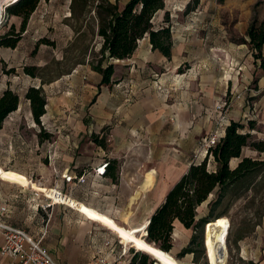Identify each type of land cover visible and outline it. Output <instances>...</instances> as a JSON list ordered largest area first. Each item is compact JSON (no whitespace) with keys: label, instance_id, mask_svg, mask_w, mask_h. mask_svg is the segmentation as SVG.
Masks as SVG:
<instances>
[{"label":"rangeland","instance_id":"374dc122","mask_svg":"<svg viewBox=\"0 0 264 264\" xmlns=\"http://www.w3.org/2000/svg\"><path fill=\"white\" fill-rule=\"evenodd\" d=\"M85 1L84 4V0H75V3L73 0H41L30 15L25 31L21 34L16 47L14 49L0 47V96L5 89H10L19 98L17 110L4 120L0 128V172L6 174L4 177L0 175V187L12 192L21 189L27 193L28 189H33L42 193L38 194L37 198H39L38 201H41L42 207L41 205L40 207L45 213L28 214L31 221L29 226L36 233L40 228V220L44 219V224H48L51 216L54 215L52 213L54 206L52 205H64L47 198L48 190L57 194V191L52 189V186L56 184L57 177L54 172L48 169V166L50 162L60 165L62 151L67 152L69 147L77 146L79 149L82 148L88 159L95 158L96 151L100 155L104 153L113 157L129 159L127 165L130 170L127 173L134 180L133 184L125 189L134 193L138 188L140 177V174L135 170L146 171L154 168L161 163L158 161L160 159L157 158V155L161 156L172 151L177 133L173 129L172 123L177 117L175 119V115L166 113L162 116L161 122L156 125L154 120L149 119L127 120L125 115L130 111L126 110H134L137 113L138 105L147 101L153 110L156 106L171 109L176 103L177 108L188 111L192 108L191 105H188L190 97L198 98L201 101L208 97V92L213 95V98L215 94L219 93L218 89L211 85H208V90L204 92L200 90V85L204 83V76H212L214 83L218 78H221L222 81L228 79L231 81L240 77L247 57L251 56L254 59L249 44L242 43V40L247 39L245 37L246 29L236 26L231 16L227 20L223 19V22H226L223 27L214 24L210 26V23L206 21L200 24L198 22L196 27L187 26L186 29H192L194 32L192 31L193 34L181 43L183 45L180 54L182 63L179 68L174 69L171 67L172 63L167 62H164L160 67L150 63L146 65L132 63L131 66L117 64L114 79L122 78L128 83L129 93L133 95L134 92H131L133 89L138 93L134 94L135 97L132 96L133 100L136 98V103H133V100L125 102L124 98H120L118 109L121 108V111L118 112V109L115 111V109H110L108 104L97 101L99 94L107 95L108 89L112 86L97 85L93 90L97 92L95 96L84 92L83 88L79 87L80 85L77 87L76 94L72 93L70 87V83H72L70 75L75 69L80 71L77 74L79 84L86 85L93 82V74L89 72L92 66L98 62L103 67L108 64L100 58L102 40L97 35L98 15L95 12L97 1ZM216 1L223 5L224 2L228 3L232 0ZM14 2L2 5L0 36L9 32L11 26L14 27L15 32L20 30L21 18L7 12V8ZM183 2L185 0H170L168 7L172 9L176 5L175 7L180 8ZM190 2H194V0ZM191 5L193 6L194 3ZM171 15L175 17L173 12ZM162 16L163 14L159 12L154 18V23L162 19ZM170 17L168 15V20ZM39 41L43 42L37 45ZM178 44V42H174L172 51L178 47ZM132 59V56L128 58L129 61ZM125 62L128 64L127 60ZM26 67H33L34 73L38 77L33 78L27 75L24 72ZM190 69H193L195 75L191 80V85L187 81H176L177 75L186 73ZM83 76L85 78H82ZM30 87H40L46 99V113L40 118L39 124L33 121L29 102L25 99V93ZM231 91L232 89L224 98L227 104L232 96ZM110 110H113V116L109 117L104 114ZM202 124L204 123L201 117L198 121L197 131L200 139L208 134L207 132L202 133L205 131L202 130ZM156 126L158 132L153 134L151 130H156ZM91 135H97L101 139L102 150H97L96 145L91 141ZM243 150L246 153L247 148ZM259 159L264 160L261 156ZM190 163L192 164V157ZM235 163V159L231 160L230 167L233 168ZM161 164L171 167L180 163L163 162ZM213 168L214 163L210 158L208 169ZM154 174L155 171L146 188L137 190V196L128 209L131 211L130 213H113L118 223L123 224L139 237L142 235L143 227L152 214V210L159 204L150 198L152 192L157 189V186L152 187ZM257 181L256 191L245 192L238 199H233L232 194L229 193L220 204L210 208L209 204L216 199L217 194L214 193L197 209L198 219L210 213L212 218L219 213H225L222 217H226L229 224L224 239L227 252L225 264H246L238 257L237 244L240 241H251L254 238L256 243L261 246L264 244V215L259 218L264 211V169L259 174ZM148 190L150 191L145 194V199H142V196L139 197L141 192ZM101 192L92 190L88 196L89 200H93L97 206L105 209L108 208V205L115 206L113 208L116 211L124 208L125 203L117 201L114 194L110 193L109 201ZM45 204H50L52 208H43ZM254 222H259V225L254 228V232L258 231L255 236L252 235V232H248ZM93 225L96 226V224ZM240 233L244 237L238 240L237 237ZM199 236L200 243L195 246V256L192 254L185 255L180 259L175 258L177 262L183 263L182 261L191 259L193 256V260L189 261L191 264H208L205 255L204 229L202 233H199ZM119 242L121 243V241ZM121 244V250L126 248V254L122 259L130 260L132 264L134 255L139 251L127 244ZM194 257L196 258L194 259ZM148 261V264H157L149 256ZM137 263L138 261L135 264Z\"/></svg>","mask_w":264,"mask_h":264},{"label":"crops","instance_id":"0c3cea01","mask_svg":"<svg viewBox=\"0 0 264 264\" xmlns=\"http://www.w3.org/2000/svg\"><path fill=\"white\" fill-rule=\"evenodd\" d=\"M107 1L116 5L118 9L121 10L129 0ZM190 1L185 0V2L180 5V8L175 7V5L170 9L168 7L170 0H164L165 8L164 10L159 11L163 14L162 19H159L157 23H154L153 21L156 27H159L160 25L167 26V24H169L173 45L174 42L179 43L178 47L174 48V51L171 50L170 58L167 59L159 51L152 50L149 39L145 36L138 42L137 49L133 53V59L131 61L124 59L110 60L108 62V64H112L115 67L113 72L114 76L112 75L113 78L111 77L112 81L108 84L112 87L108 89L107 95L104 93L99 94L97 99L98 103L108 104L110 109H115V111H117L120 107L118 106L120 105V102H118L120 101V98H124L125 102H130L133 100L132 96L135 97V95H137L138 92L136 90L133 91V88L131 92H134L135 95L129 93L128 83L122 78L114 79L117 70L116 66L119 63L128 66H131L132 63L135 65H146L150 63L156 64L160 67L164 62H167L172 63L171 67L174 69L179 68L182 63L180 54L183 45H181V43L185 42L187 38L193 34L191 33L193 31L192 29H186L187 26L196 27L198 22L200 24L203 21H206L210 23V26H213L214 24L223 27L226 23L223 22V19L227 20L231 16V18L234 19V24L236 26L244 27L246 29L245 31H247L253 17H255L257 21L264 20V0H232L228 3L224 2L225 4L223 5L216 0H197L196 3ZM192 3H194L193 6L191 5ZM188 8L191 9L188 11ZM172 12L175 17L171 15ZM165 13L171 16L168 23L163 20ZM237 48H239V46H237ZM261 56L262 60H264V44L262 46ZM249 57L250 58L247 57L244 61L240 77H236L233 80L230 79L231 81H229V79L222 81L221 78H218L214 83L212 76H204V83L200 85V90L204 92L208 90V85H211V87L214 86L215 89H218L219 93L215 94L213 98V95L208 92V97L203 98L201 101H199L198 98L190 97L188 105H191L192 108L188 111L177 108L176 103L171 109H163L156 106L154 108L155 110H153L150 108L147 101H143L141 105H138L139 111L137 113L134 112V110H126L130 111V113L125 115L127 120H138V118L143 120L149 119L154 120L156 125L161 122L162 116L166 113L175 115V119L177 117L175 122L172 123L173 129L177 132L174 138L175 145L173 146L172 151L167 154H162L161 156L157 155V158L160 159L158 161H161V163L178 162L180 164H174V166L169 167L166 164L160 163L154 168H151L155 170L152 187L157 186V189L152 192L150 198L159 203L158 205L163 202L169 189L180 179L191 165L190 158L194 152L197 151L198 143L200 141L197 131L198 121H200L201 117L202 122L204 123L201 125L202 130H205L202 131V133L207 132L210 134L218 129L215 122V107L219 103H226L224 98L227 96L230 89H232V96L229 99L228 113L225 116V129L231 122L240 123L243 126L242 133H249L254 140L264 141V64L261 66L259 59H253L251 56ZM125 60L128 61V64ZM79 72V69H75L70 75L72 81V83H70L72 93L74 92L76 94V91L78 90L77 87L80 85L79 87L83 88L82 90L84 92L95 96L97 92H94L93 90L97 85L101 86V75L96 72L92 66L89 72L90 74H93V82H91V84L87 83L86 85H83L79 84L80 81H78L79 76L77 74ZM194 76L193 69H190L186 73L177 75L178 79L176 78V81H187L191 85V80ZM82 78L85 77L83 76ZM135 101L136 98L133 100V103ZM197 102L199 104L198 107ZM200 107H203V109H200ZM118 110V112H120L121 108ZM104 114L111 117L114 113L113 110H110L108 113L105 112ZM151 132L153 134L158 132L157 126L156 130H151ZM224 134L225 130L221 136L223 137ZM96 148L97 150H102V147L100 146L96 145ZM243 151L242 157L259 159L261 156L264 158V153H258L249 148H247L246 153ZM96 154L97 156L95 158L88 159L82 148L79 149L77 146L69 147L67 152L62 151V153H60V165H56V162H50L48 166V169L54 172L57 177L56 184L55 186H52V189L73 199L77 203L87 205L97 211L109 214L117 222L116 216L113 213H130L131 211L128 209L133 203H130V200L134 193L125 189L126 187H130L134 180V178L130 177L127 173L128 170H130L127 165L129 159H122L121 157L118 158L116 156L113 157L104 153L100 155L97 151ZM122 154L123 151L121 155ZM235 160L236 163L233 168L240 161V158H236ZM110 161L115 162L111 164L115 166V180H112L109 176H103L102 173V170ZM129 166H132L131 163ZM151 169L146 171H143L142 169L139 171L135 170L140 174L138 187L144 181L145 173ZM79 177H83V183L78 181ZM92 190L102 191L101 193L105 195L104 197L109 201L111 199L109 197L110 193L114 194V198L117 201L119 200L125 203L124 208H120L121 210L116 208L118 210L116 211L113 208L115 206L108 205V208L106 209L97 206L93 200L90 201L88 198ZM150 190L141 192L139 197L142 196V199H145V194ZM25 192L26 191L21 189H18L17 192H12L11 190L7 191L0 187V224L24 230L28 235L38 238L41 233L46 231L42 245L58 264H96V256L98 255L108 261L122 259L125 256L126 248L121 250L122 244L112 232L97 223L87 220L79 211L67 207L66 205H52L55 207H53L52 210L54 215L51 216L48 224H44V219H41L39 224L40 228H38V233H36L32 227L30 228L29 226L31 225V221L28 214L45 213L40 207L41 201H38L39 198H37L38 194L42 193L33 189H28V192ZM52 206H50V208H52ZM36 222H38V220H36ZM93 224H96V226ZM45 228H47V230H45ZM193 234V229H186L179 222L174 223L172 233L173 247L169 253L176 258L177 254L189 244ZM256 234H258L257 230L252 232V235L255 236ZM107 241L110 242L111 246H106L105 243ZM2 242L3 237L0 230V247ZM237 252L238 257L243 263L264 264V244L261 246L254 241V238L251 241H240V243L237 244ZM189 255L192 254H186V256ZM190 260H193V256H191V259L182 261L183 263L178 262V264H191V262H189ZM11 261V259L0 255V264H10ZM121 261V264H131L130 260L125 261L122 259Z\"/></svg>","mask_w":264,"mask_h":264},{"label":"trees","instance_id":"16d2710c","mask_svg":"<svg viewBox=\"0 0 264 264\" xmlns=\"http://www.w3.org/2000/svg\"><path fill=\"white\" fill-rule=\"evenodd\" d=\"M41 0H17L7 8L8 14L21 18L19 32L11 30L0 36V47L14 49L25 31L30 15L36 9ZM95 12L98 15L97 35L102 39L100 58L107 63L110 60H124L130 58L137 49L138 42L148 37L152 50L159 51L167 59L171 56L173 40L170 25L156 27L153 23L156 14L164 10V0H129L119 10L116 5L107 0H96ZM75 3V0H73ZM196 3L197 0H194ZM86 1L84 0V4ZM191 8H188L189 11ZM164 22H169L168 14H164ZM246 40L242 43L249 44L254 59L264 64L261 50L264 44V20L257 21L253 17L247 31ZM43 41L37 43L40 44ZM93 69L101 75V85H108L114 72V66L101 63L93 66ZM33 67L24 68V72L31 77H38ZM25 99L29 102L33 121L39 124L40 118L45 114L46 99L40 87H30L25 93ZM19 104L18 95L10 89H5L0 96V128L4 120L14 111ZM243 126L240 123L231 122L225 129L224 136L215 147L209 148L204 159L199 163H192L180 179L169 189L163 202L158 205L150 215L143 227L141 237L148 243L154 244L161 250L169 252L172 245V233L174 223L179 222L186 229H193L194 234L189 244L178 254L177 259L186 254L195 256V246L200 243L199 233L203 232L205 224L222 217L225 213H219L212 218V214L197 218V209L210 195L216 193V199L209 207L217 206L231 193L233 199H238L245 192L256 191L257 178L264 169V160L242 157L244 148H249L258 153H264V141L254 140L249 133H242ZM92 141L100 147L103 142L97 135H92ZM212 159L213 169H208V162ZM240 158L234 168L229 163L232 159ZM115 163L110 161L102 170L103 176H109L115 180ZM264 215V211L262 212ZM213 220H212V219ZM258 218V219H259ZM259 222H254L248 232H253ZM146 232V233H145ZM243 234L237 239L241 240ZM196 257H194L195 259ZM148 264V256L145 253L136 252L132 264ZM194 263H196L194 261Z\"/></svg>","mask_w":264,"mask_h":264},{"label":"bare ground","instance_id":"6f19581e","mask_svg":"<svg viewBox=\"0 0 264 264\" xmlns=\"http://www.w3.org/2000/svg\"><path fill=\"white\" fill-rule=\"evenodd\" d=\"M14 1L16 2L17 0H0V17L2 16V5L4 3L8 2L9 4V2L12 3ZM154 171V169H151L145 173L144 181L139 185L137 190L146 188L147 184L151 182ZM0 175L2 177L6 176V174L1 172ZM137 190L134 191L130 203H132L134 198L137 196ZM47 198L55 200L56 203L64 204L68 207L76 209L87 220L103 226L120 239L121 243L127 244L135 248L137 251L147 254L157 264H178L177 260L169 252H165L154 244L148 243L145 239L136 235L135 232L117 223L108 214L102 211H97L87 205L77 203L73 199L62 194H56L52 190H48ZM228 226L229 224L226 217L209 222L204 226V246L208 264H225L227 252L224 239Z\"/></svg>","mask_w":264,"mask_h":264},{"label":"built area","instance_id":"2783aa9c","mask_svg":"<svg viewBox=\"0 0 264 264\" xmlns=\"http://www.w3.org/2000/svg\"><path fill=\"white\" fill-rule=\"evenodd\" d=\"M215 112V122L218 129L200 139L198 149L192 156V163L201 162L206 156L208 149L215 147L222 137L221 135L223 134L226 126L224 121L225 116L228 113V104L223 102L217 104ZM78 181L83 183V177H79ZM50 206V204H45L43 208H48ZM0 230L3 237V242L0 247V255L11 259L12 261L10 264H58L42 245L45 232L41 233L38 238L28 235L24 230L8 227L2 224H0ZM105 244L106 246H111L109 241ZM121 263V259L108 261L101 258L99 255L96 256V264Z\"/></svg>","mask_w":264,"mask_h":264},{"label":"water","instance_id":"95a60500","mask_svg":"<svg viewBox=\"0 0 264 264\" xmlns=\"http://www.w3.org/2000/svg\"><path fill=\"white\" fill-rule=\"evenodd\" d=\"M208 223V222H207ZM206 225V224H205ZM146 233V232H145ZM227 254V253H226Z\"/></svg>","mask_w":264,"mask_h":264}]
</instances>
